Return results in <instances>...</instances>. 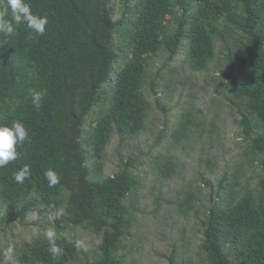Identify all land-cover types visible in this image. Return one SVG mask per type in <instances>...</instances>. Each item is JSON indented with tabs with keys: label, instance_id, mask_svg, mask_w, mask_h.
I'll return each mask as SVG.
<instances>
[{
	"label": "trees",
	"instance_id": "trees-1",
	"mask_svg": "<svg viewBox=\"0 0 264 264\" xmlns=\"http://www.w3.org/2000/svg\"><path fill=\"white\" fill-rule=\"evenodd\" d=\"M121 2L116 18L114 0H26L34 14L47 17L45 34L24 24L15 26L14 36L0 34V126L20 121L28 132L17 145L18 158L0 168V200L16 206L20 219L44 207H64L48 224L61 254L53 257L39 233L17 247L18 263L74 264L81 249L62 232L78 227L102 234L100 253L84 264H126L121 250L136 220L138 169L145 159H121L119 170L103 177L106 148L114 136L125 141L145 130L149 95L187 45L194 71H209L223 56L216 89L238 103L247 142L234 183L227 173L220 179L224 201L205 210L200 249L207 264H264V0ZM3 9L0 0V14ZM158 56L164 62L153 74ZM30 90L45 91L39 109ZM198 114L196 107L184 110L171 130L173 144L190 141ZM164 125L153 147L167 137L169 121ZM24 165L31 177L19 184L14 174ZM249 165L256 170L254 186L240 182ZM49 169L59 176L54 187L44 176ZM160 170L171 177L173 162H163ZM196 192L187 193L185 212ZM167 258L184 264L175 246Z\"/></svg>",
	"mask_w": 264,
	"mask_h": 264
},
{
	"label": "rangeland",
	"instance_id": "rangeland-1",
	"mask_svg": "<svg viewBox=\"0 0 264 264\" xmlns=\"http://www.w3.org/2000/svg\"><path fill=\"white\" fill-rule=\"evenodd\" d=\"M114 6L118 18L122 14L121 0H114ZM186 42L187 39L183 40V44ZM187 53L188 47L184 45L162 73L163 79L158 80L156 92L151 91L152 110L145 130L125 141L114 136L106 148L103 177L118 171L121 159L131 155L145 159L138 169L142 183L134 212L136 220L125 241L126 246L121 250L126 264H169L167 256L174 246L184 264H207L200 249L201 220L206 208L224 201V196L219 194L220 179L227 173L233 184L232 174L245 157L247 142L241 133L238 103L233 102L223 88L216 89L223 56L217 55L209 71H194L188 63ZM163 62L164 57L155 58L153 74ZM190 107L199 110L198 128L189 142L173 144L171 130L184 110ZM165 120L169 121L168 135L159 146L153 147L160 130L165 127ZM168 160L173 162L175 171L171 177L164 178L161 164ZM255 174L254 167L247 166L241 185L254 186ZM190 189L197 191L198 197L185 212L182 204L186 203ZM225 191L226 186L221 194ZM16 209L0 200V264H19L16 256L9 262L3 256V250L13 245L16 253L21 242L43 233L45 226L64 212V207L50 206L20 219L15 215ZM62 233L80 242V257L74 264H84L100 253L101 233L78 227Z\"/></svg>",
	"mask_w": 264,
	"mask_h": 264
},
{
	"label": "clouds",
	"instance_id": "clouds-1",
	"mask_svg": "<svg viewBox=\"0 0 264 264\" xmlns=\"http://www.w3.org/2000/svg\"><path fill=\"white\" fill-rule=\"evenodd\" d=\"M3 14H0V34L5 37L15 35L17 25L24 24L32 33L43 36L46 31L48 19L46 16L34 14L26 0H3ZM11 15V20L6 17ZM31 38V37H29ZM32 104L39 109L45 91L30 90ZM28 138V132L24 124L20 121H14L11 126H0V168L7 166L11 161L18 158L17 145L23 144ZM45 179L48 181L49 187H54L59 183L58 174L49 169L44 173ZM31 177V168L24 165L19 171L15 172L14 180L23 184L24 181ZM44 238L48 241V251L53 257L61 254V248L56 244V232L52 228H47L43 232ZM76 247H81L80 242L76 243ZM3 256L11 262L15 256V247L9 245L3 250Z\"/></svg>",
	"mask_w": 264,
	"mask_h": 264
}]
</instances>
